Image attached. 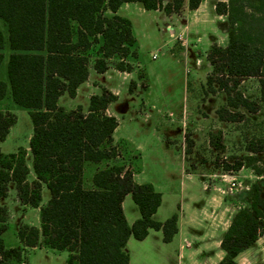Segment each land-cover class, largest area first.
Instances as JSON below:
<instances>
[{
	"label": "trees",
	"instance_id": "16d2710c",
	"mask_svg": "<svg viewBox=\"0 0 264 264\" xmlns=\"http://www.w3.org/2000/svg\"><path fill=\"white\" fill-rule=\"evenodd\" d=\"M202 0H0L1 51L9 53L5 78H0V101L7 94L28 110L32 133L29 151L34 178L29 180L26 150L12 153L0 149V199L15 185L21 204L39 207L40 228L21 224L17 235L22 245L6 247L2 233L8 226L6 207L0 203V264H20L25 247L42 243L68 251L67 264H129L124 246L127 238L143 239L149 229L161 230L169 242L177 232V214L164 221L152 215L161 202V193L151 183H138L133 172L120 162L108 164L93 173L94 188L83 186L84 163L113 159L117 155L112 133L117 120L105 113L117 99L109 89L92 94L87 109L80 105L66 109L58 104L63 93L76 95L77 87L88 78L89 53L94 52L93 68L102 73L108 60L118 59L115 68L130 71L128 57L136 56L131 21L118 13L125 2L138 3L146 10L165 14L179 13ZM215 11L226 18L227 43L213 44L207 54L212 74L206 77L208 90L214 85L226 95L225 105L215 111L218 120L240 122L244 113H256L259 105L249 99L238 85L242 78L256 77L259 99L264 102V0L217 1ZM16 122V115L0 110V141ZM211 140V139H210ZM185 152H191L192 139L185 136ZM246 150L264 153V135L250 139ZM250 163H248L249 165ZM240 160L223 169L238 170ZM257 177L264 178V163L251 166ZM45 185L49 199L43 205L41 189ZM130 194L140 216L129 225L122 211V200ZM245 204L233 215L221 238L225 252L219 264H239L235 256L250 247L264 232V184L253 182Z\"/></svg>",
	"mask_w": 264,
	"mask_h": 264
},
{
	"label": "crops",
	"instance_id": "0c3cea01",
	"mask_svg": "<svg viewBox=\"0 0 264 264\" xmlns=\"http://www.w3.org/2000/svg\"><path fill=\"white\" fill-rule=\"evenodd\" d=\"M201 3L202 1L197 8L188 9V11L199 10ZM131 4L138 3L125 2L119 7L118 13L125 16L121 14V10L130 9ZM138 8L141 11L158 13L163 20L170 21L174 16L173 13L165 14L160 10H146L142 6ZM211 10L224 22L217 24L218 33L212 35L213 41H217L216 38L219 35L227 39L225 16L216 13L215 3L212 4ZM204 15L203 13L202 17ZM177 16L179 17L180 14H177ZM127 18L131 21L137 51L138 36L135 24L130 17ZM186 22H188V19H186ZM168 28L173 34V28L171 26H168ZM136 58V56L128 57L127 60L129 62H134L135 60L136 63H139ZM88 68V78L77 87L76 95L70 97L67 93H63L58 99V104L61 97L67 94L74 102V105L71 107L63 106L64 108L74 109L80 105L86 110L88 105L84 106L79 103L80 97L83 100H89L92 94H98L99 85L108 88L115 94L117 99L108 105L105 113L114 116L117 120V126L112 133V144L116 147L117 155L113 159L100 162H85L83 186L87 189L94 188L92 183L93 173L108 164L120 162L133 172V178L136 182L151 183L154 189L161 193L160 205L152 215L154 220L164 221L171 214H177L178 229L169 242L163 241V234L160 229H149L147 235L140 240L135 239L133 236L127 238L124 249L128 253L129 264H219L225 254L220 246L222 235L228 229L235 212L245 204L244 199L250 190L248 179H241V182H237V186L232 192L228 191L229 178L238 176L242 169L233 171L224 169L206 170L199 166L189 169L187 167V159L191 152L186 153L184 151L185 130L186 128L190 129L186 114L182 116L183 119H181L179 114V126L176 130L174 129V123L177 119H174V114L171 111L173 107H139V109L128 107L127 105L124 107H110L113 104L114 106L121 104L122 90L105 81L98 80L95 83L94 80L97 79L92 76V71L99 75L106 74L108 79L118 76L121 78L120 83L122 84H124L122 80L130 79L135 71H121L113 66L102 73H98L94 70L92 64ZM187 108L183 107L181 111L186 113ZM151 118L155 119L150 121ZM215 119L217 121L215 126L217 127H220V123H228V121L218 120L217 116ZM196 129L201 131L202 127H196ZM196 129L191 131L193 142L199 137ZM176 132H179L182 137V140L178 142L172 139ZM176 143L181 148L179 157L169 150V145L172 147ZM159 145H163V156L159 159H154L153 153L159 155ZM150 157L154 159L153 166L160 164V167H162V172L165 175L163 183L148 178L146 168L149 166H147L146 159ZM167 158L171 160L167 161ZM176 174L178 179L174 180L172 176ZM29 175L31 176L30 180L34 178L32 171H30ZM12 184L14 183H9L7 196L0 199V203L6 207L8 213V226L2 233V240L6 247L22 245L17 235L21 224L40 228L39 207L21 204L16 191V195L13 198V206L18 210L31 211L35 215L36 221L20 222L15 228V232L11 236L7 235L10 221L15 215V212L11 211L6 203ZM45 187L43 185L41 189L40 205L45 204L49 199V197L45 199ZM121 206L126 222L131 225L140 216V212L129 193L124 196ZM67 256L68 251L66 250H56L44 245L40 236L38 245L25 247L24 256L20 264H67ZM235 260L239 264H264V232L254 244L239 252L235 256Z\"/></svg>",
	"mask_w": 264,
	"mask_h": 264
},
{
	"label": "rangeland",
	"instance_id": "374dc122",
	"mask_svg": "<svg viewBox=\"0 0 264 264\" xmlns=\"http://www.w3.org/2000/svg\"><path fill=\"white\" fill-rule=\"evenodd\" d=\"M217 1L227 0H202L201 8L190 12L185 2L179 13H173L174 16L170 21L163 20L158 13L141 11L138 4H131L130 9H122L121 14L133 20L138 36L136 60L139 63H136L135 60L129 62L131 70L135 72L130 79L122 80L124 84L120 83L121 78L118 76L108 79L106 74L99 75L93 71L92 76L97 79L94 80L95 83L98 80L105 81L122 90V94L120 93L121 104L117 106L113 104L110 107H124L125 105L135 109H139V107H173L171 111L174 114V119H177L174 123L176 130L179 126V114L181 119L186 114L190 129L186 128L185 136L192 139L191 131L196 127H202L201 131L196 129L199 137L192 144L187 167L192 169L199 166L206 170H222L225 163L233 165L236 160H240L244 166L241 167L242 172L234 179L236 182L248 179L251 187L253 182L264 184V178L257 177L251 168L252 165L258 167L263 165L264 153H251L246 150V144L250 139L264 135V102L259 99L257 78H242L238 89L247 98L255 100L259 105V110L253 114L240 107L239 110L245 115L244 120L220 123V127L215 126L217 122L215 111L218 107L225 105L226 95L224 91L217 89L216 85H214V91L208 90L206 77L212 74V66L208 62L207 54L213 44L223 46L227 41L226 37L222 38L220 35L216 38L217 41H213L212 35L218 33L217 24L224 23L211 10L212 4ZM203 13L205 15L202 17ZM177 14L180 16L178 17ZM224 19L227 23L225 17ZM168 26L173 28V34ZM0 29L4 36H7V27L1 19ZM97 47L94 45L89 53L88 66L93 65L94 52ZM1 51L4 53V60L0 69V78L4 79L7 56L10 52L7 44ZM154 54L155 57H153ZM117 62L118 59L108 60L109 64L106 70L115 67ZM99 87L98 93L101 92V85ZM78 102L84 106L88 105V100H83L81 97ZM59 104L71 107L74 102L67 94H64ZM183 107H188L186 113L181 111ZM0 110H9L16 115L15 124L10 128L6 138L0 141L1 150L4 153H12L20 147L26 149V164L32 171V155L28 148L32 122L28 110L16 105L9 94L0 101ZM154 119L151 118L150 121ZM172 139L178 142L182 140V137L179 132H176ZM170 146L169 150L179 157L181 148L178 143ZM185 149L186 141H184V151ZM163 151V145H159V155L153 153L154 159L162 157ZM154 159L153 157L146 159L147 166H149L146 168V174L149 176L148 178L163 183L165 175L160 164L152 165ZM170 160L167 158V161ZM248 163L250 164L248 165ZM30 177L29 175V180ZM172 177L174 180L178 179L177 174ZM44 191L45 199H47L49 191L46 187ZM15 195V185L12 184L6 203L10 210L15 212V215L10 221L8 236L15 232V228L20 222L36 221L35 215L31 211L18 210L13 206Z\"/></svg>",
	"mask_w": 264,
	"mask_h": 264
},
{
	"label": "built area",
	"instance_id": "2783aa9c",
	"mask_svg": "<svg viewBox=\"0 0 264 264\" xmlns=\"http://www.w3.org/2000/svg\"><path fill=\"white\" fill-rule=\"evenodd\" d=\"M153 57H155V55H153ZM228 191L229 192H232V190L237 186V182L235 181L234 178H229V181H228Z\"/></svg>",
	"mask_w": 264,
	"mask_h": 264
}]
</instances>
